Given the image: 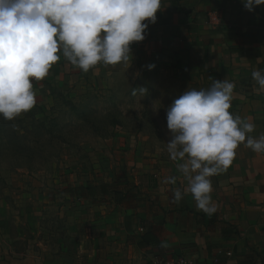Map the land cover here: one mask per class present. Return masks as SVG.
Segmentation results:
<instances>
[{"label": "rangeland", "instance_id": "obj_1", "mask_svg": "<svg viewBox=\"0 0 264 264\" xmlns=\"http://www.w3.org/2000/svg\"><path fill=\"white\" fill-rule=\"evenodd\" d=\"M151 36L147 28L145 39L130 45V66L84 73L61 54L33 83V109L11 121L0 116V264H117L118 251L123 264H153L133 248L135 236L152 213L160 222L159 197L173 194L183 179L180 161L167 151L166 110L186 90H206L213 80L190 72ZM140 87L147 89L143 96ZM9 139L17 146L4 145ZM39 145L46 150L41 159L50 161L30 173L23 163L40 155ZM167 177L176 183H162ZM123 180L142 196L130 198L132 190L118 196ZM88 182L111 188L91 198L71 190Z\"/></svg>", "mask_w": 264, "mask_h": 264}, {"label": "clouds", "instance_id": "obj_2", "mask_svg": "<svg viewBox=\"0 0 264 264\" xmlns=\"http://www.w3.org/2000/svg\"><path fill=\"white\" fill-rule=\"evenodd\" d=\"M241 2L249 12L264 5V0ZM161 6L162 0H0V116L11 121L33 109V81L43 80L61 54L84 73L99 65L130 66V45L145 39ZM252 78L256 91L264 92V70H253ZM234 88L227 79L213 80L206 90H186L166 110L169 157L180 161L186 193L209 216L217 211L210 177L229 168L241 144L264 153V134L253 137L255 125L229 111ZM138 90L142 96L147 92ZM176 181L167 177L162 183ZM183 195L174 189L172 202Z\"/></svg>", "mask_w": 264, "mask_h": 264}, {"label": "crops", "instance_id": "obj_3", "mask_svg": "<svg viewBox=\"0 0 264 264\" xmlns=\"http://www.w3.org/2000/svg\"><path fill=\"white\" fill-rule=\"evenodd\" d=\"M148 32L190 72L233 82L236 116L255 125L253 137L264 134V92L252 78L253 70H264V5L249 12L241 0H162ZM210 179L215 213L197 210L182 179L176 187L184 193L181 203H173L171 193L160 196L164 215L160 222L154 213L149 219L158 245L139 247L135 238L133 248L151 261L181 255L195 264H214V257L218 264H264V153L241 144L229 168ZM117 253L123 264L126 257Z\"/></svg>", "mask_w": 264, "mask_h": 264}, {"label": "trees", "instance_id": "obj_4", "mask_svg": "<svg viewBox=\"0 0 264 264\" xmlns=\"http://www.w3.org/2000/svg\"><path fill=\"white\" fill-rule=\"evenodd\" d=\"M2 143V141H1ZM18 140H12L9 139V141H6L4 143V145H6L7 147L11 148L12 146H17ZM54 143V142H53ZM31 144H38L37 141L32 142ZM30 143L26 144L28 146L27 149H29V151H32V146ZM38 152L40 153V155L38 157H32L34 154H30L29 157H26L25 159V164L23 163L25 169L30 172L33 173L34 171H40L43 168V165L47 162H49L50 160H44L41 159V157L44 155L42 154V152H46V150L44 149L43 145H39L38 146ZM44 158V157H42ZM126 180V179H125ZM127 181V180H126ZM124 185L128 186L129 189H124ZM120 187V188H119ZM111 188V186L107 183H92V182H88L86 183V185H81L78 187H74L71 190H76L78 193V196L81 197H85V198H91L96 196L98 193L101 194H107L109 189ZM116 191V193L118 194V196L123 195V192L125 193H130L132 190V193L130 194V198H139L140 196H142V191L139 189V187L137 185H129V183L125 182L124 180L121 182H118L116 184V188L114 189ZM141 193V194H140ZM119 201V200H118ZM151 205V202L148 204ZM142 232L140 234H138L137 236H135V238H137V245L139 247H145L148 246L150 244H155L158 245V240L154 235V231H153V223L152 221H144L142 226Z\"/></svg>", "mask_w": 264, "mask_h": 264}, {"label": "built area", "instance_id": "obj_5", "mask_svg": "<svg viewBox=\"0 0 264 264\" xmlns=\"http://www.w3.org/2000/svg\"><path fill=\"white\" fill-rule=\"evenodd\" d=\"M220 262L219 257L213 258V263L218 264ZM153 264H195V260L187 256L176 257H158L155 258Z\"/></svg>", "mask_w": 264, "mask_h": 264}]
</instances>
